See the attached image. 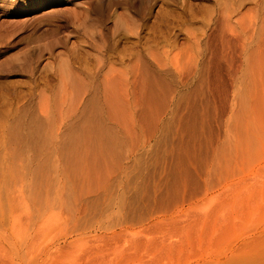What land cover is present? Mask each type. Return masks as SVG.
<instances>
[{"label": "rangeland", "instance_id": "rangeland-1", "mask_svg": "<svg viewBox=\"0 0 264 264\" xmlns=\"http://www.w3.org/2000/svg\"><path fill=\"white\" fill-rule=\"evenodd\" d=\"M55 1L0 15V264L263 263L264 0Z\"/></svg>", "mask_w": 264, "mask_h": 264}, {"label": "bare ground", "instance_id": "bare-ground-1", "mask_svg": "<svg viewBox=\"0 0 264 264\" xmlns=\"http://www.w3.org/2000/svg\"><path fill=\"white\" fill-rule=\"evenodd\" d=\"M74 1V4L75 5H83V4H90L89 3V1L88 0H81L80 2H75V0H73ZM119 1V0H118ZM131 1V0H130ZM225 2L222 4L223 5V7H221L220 6V8H224V7H226V10H229L230 11V13L231 14H236V15H238V14H241V9H240V7H242L243 6V4L245 5V3L244 2H246V1H249V2H251L252 3V5H253V9L255 10V9H258L257 7L260 5V0H224ZM28 6H30L31 8L32 7H36L37 5H40L41 4V2H44V0H28ZM51 2V1H50ZM55 2H59V0H56ZM91 2V1H90ZM95 2H96V4L98 5V6H101L102 7V9H103V12L105 13V14H108V12H109V10H110V8L111 7H109L107 4V1L106 0H95ZM216 2H220V0L219 1H216ZM126 3V2H125ZM181 3V2H180ZM186 3V2H185ZM190 3H192V2H190ZM190 3H188V4H186L187 6H189V4ZM251 3H250V5H249V7L251 6ZM197 4V3H196ZM81 5V6H82ZM130 5V9L132 10V12H133V15L135 16V15H139V13H137V12H140V11H137V10H141V9H143V13H142V15H141V17H140V15L139 16H136V17H140V24H138V23H136L135 21L132 23V21L131 22H129L127 19H126V17H125V19L124 20H126V21H128V24L130 23V27L128 28V32H129V34L131 33H133V34H135L136 36H139V33L141 34V33H148L150 30H152V25L151 24H155V22H156V20L155 19H157V18H162L166 13V10H167V8H166V10L164 9V7H163V5H161V3H158V1H152V0H132L131 2H129V4H127V7ZM193 5V4H192ZM191 5V6H192ZM97 6V7H98ZM184 6H185V4H184ZM187 6H185V7H187ZM191 6H189V7H191ZM194 6V5H193ZM192 6V7H193ZM261 6V5H260ZM260 6H259V8H260ZM141 8V9H140ZM188 8V7H187ZM218 8H219V6H218ZM219 8V9H220ZM228 8V9H227ZM24 10V6H23V8H21V0H0V15H2L3 17H6V16H9V15H21V11H23ZM129 9V8H128ZM129 9V10H130ZM185 9V8H184ZM189 9V8H188ZM219 9H217V10H219ZM248 9V8H247ZM251 8H249V10H250ZM127 10V9H126ZM252 10V9H251ZM258 10H256V12H257ZM117 12V11H116ZM125 13L126 12H128V10L127 11H124ZM223 13V15L225 16L227 13L225 12V9H224V11L223 10H221L220 9V12L218 13L219 15H221V16H223L222 15V13ZM261 12V11H260ZM259 12V13H260ZM137 13V14H136ZM221 13V14H220ZM224 13H226V14H224ZM229 13V14H230ZM258 13V12H257ZM117 14V13H116ZM115 14V12L114 11H111V16H113V18H114V20H118L119 21V19H117L118 17H117V15ZM127 14V13H126ZM140 14H141V12H140ZM261 14V13H260ZM110 16V15H109ZM126 16V15H125ZM128 16V15H127ZM131 15H129V17H130ZM223 16V17H224ZM226 16H228V15H226ZM239 16V15H238ZM131 17H133V16H131ZM169 17V16H168ZM233 17V16H232ZM131 19V18H130ZM164 19V18H163ZM226 19H228V18H226ZM230 19V18H229ZM123 20V21H124ZM133 20V19H132ZM138 20V22H139V18L137 19ZM136 20V21H137ZM152 20H155L154 21V23H153V21ZM158 21V20H157ZM11 22L12 21H10V22H5V21H1L0 22V28H2V27H10V24H11ZM127 23V22H126ZM125 23V24H126ZM132 23V24H131ZM134 23H135V25H134ZM124 24V25H125ZM115 25V24H114ZM115 26H118V25H115ZM127 26V25H126ZM155 26V25H154ZM125 28V27H124ZM124 31V30H123ZM126 31V33H128L127 32V29L125 30ZM153 31V30H152ZM155 31V30H154ZM228 31V30H227ZM3 33L4 34H9L10 33V30L9 29H4V31H3ZM151 33V32H150ZM142 35V34H141ZM134 36V35H133ZM234 262H236V261H233V263ZM226 263V262H225ZM228 263V262H227ZM261 263V262H260ZM260 263H258V264H260ZM255 264H257V263H255ZM261 264H264V262L263 263H261Z\"/></svg>", "mask_w": 264, "mask_h": 264}]
</instances>
